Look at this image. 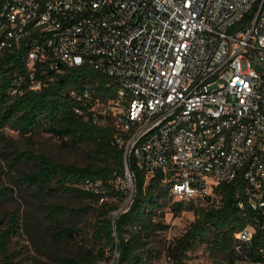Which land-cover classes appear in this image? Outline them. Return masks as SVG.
I'll use <instances>...</instances> for the list:
<instances>
[{
	"label": "built area",
	"instance_id": "1",
	"mask_svg": "<svg viewBox=\"0 0 264 264\" xmlns=\"http://www.w3.org/2000/svg\"><path fill=\"white\" fill-rule=\"evenodd\" d=\"M19 47L30 69L105 74L114 90L94 97L95 120L175 200L203 204L243 174L253 218L235 264H264L242 251L264 230V0H0V52Z\"/></svg>",
	"mask_w": 264,
	"mask_h": 264
},
{
	"label": "trees",
	"instance_id": "2",
	"mask_svg": "<svg viewBox=\"0 0 264 264\" xmlns=\"http://www.w3.org/2000/svg\"><path fill=\"white\" fill-rule=\"evenodd\" d=\"M26 54L23 47L0 52V131L7 125L25 135L43 129L74 146L91 145L96 156L94 163L77 165L55 161L43 153L14 151L16 161L31 165L17 178L21 187L74 192L95 202L88 208L97 215L90 235L97 242L94 249L83 248L80 257L62 259L63 262L96 264L109 253L114 264H191L189 253L205 245L212 255L235 264L238 256L235 232L253 218L251 212L249 218L244 215L239 205L246 200L243 174L219 183L214 197L203 204L175 200L171 183L165 182L161 173L147 180L131 157L126 162L125 149L114 138L115 125L110 120H95L94 97L112 95L114 90L105 74L86 64L63 65L60 72H55L38 62L30 69ZM87 91L91 96H85ZM127 164L134 173V189L130 194L124 186ZM11 191L0 187V205L11 198ZM130 196L126 210L113 217L112 212L119 209L118 202ZM167 206L174 215L193 211L195 219L181 235L160 248L159 237L169 227L165 220ZM65 211L63 205L44 204L40 215H27L26 219L42 221L57 230L63 227L58 221ZM21 221L18 212L11 211L7 227L0 231V264H12L8 244L11 236L24 227ZM72 231L73 228H64L69 235ZM242 251L252 260L264 262V230L258 228L252 243Z\"/></svg>",
	"mask_w": 264,
	"mask_h": 264
},
{
	"label": "rangeland",
	"instance_id": "3",
	"mask_svg": "<svg viewBox=\"0 0 264 264\" xmlns=\"http://www.w3.org/2000/svg\"><path fill=\"white\" fill-rule=\"evenodd\" d=\"M29 151L43 153L55 161L87 165L96 161L95 152L91 145H72L69 141L63 142L58 137L37 129L31 134H22L10 125L0 131V187L12 189L11 198L0 205V231L8 225L11 211L20 215L24 227L21 231L11 236L8 244L9 257L12 264H71L63 262L66 258H78L83 248L93 250L97 242H93L91 232L97 215L89 211V205H95L89 198L68 191H41L37 187H21L17 178L31 165L27 162H18L14 151ZM133 191L134 185L129 180L124 182ZM53 191V190H52ZM115 202V201H114ZM112 202V203H114ZM44 204L66 206L67 211L59 216V224L63 227L53 230L51 225L44 222L27 221V215H40ZM119 209L112 212L124 211L129 201H119ZM165 220L169 225L159 237L158 246L181 235L189 224L195 219L193 211L184 210L179 215H174L167 206ZM73 228L71 234L64 232V228ZM63 228V229H61ZM2 254L0 253V261ZM63 259V260H62ZM188 261L191 264H229L223 257L212 255L205 245L198 246L189 253ZM96 264H114L113 257Z\"/></svg>",
	"mask_w": 264,
	"mask_h": 264
}]
</instances>
